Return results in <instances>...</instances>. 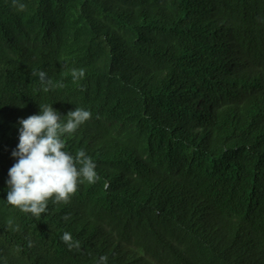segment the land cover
<instances>
[{"label": "trees", "instance_id": "trees-1", "mask_svg": "<svg viewBox=\"0 0 264 264\" xmlns=\"http://www.w3.org/2000/svg\"><path fill=\"white\" fill-rule=\"evenodd\" d=\"M22 3L0 0V264H264V0ZM41 104L91 112L64 150L99 179L34 217L7 181Z\"/></svg>", "mask_w": 264, "mask_h": 264}, {"label": "clouds", "instance_id": "clouds-1", "mask_svg": "<svg viewBox=\"0 0 264 264\" xmlns=\"http://www.w3.org/2000/svg\"><path fill=\"white\" fill-rule=\"evenodd\" d=\"M18 11L25 9L22 0H12ZM41 84L54 87L47 73H35ZM74 77L77 72H73ZM84 75L83 70L78 73ZM40 114L19 120V144L12 152L16 163L9 170L7 202L21 212L40 217L48 210L49 202L68 204L84 182L95 183L99 177L96 164L85 150L75 156L65 151L66 135L74 134L81 125L91 119V112L76 107L66 117L55 111L52 105L41 104ZM62 240L69 249L79 250V242L65 232ZM107 256H101L99 264H107Z\"/></svg>", "mask_w": 264, "mask_h": 264}]
</instances>
